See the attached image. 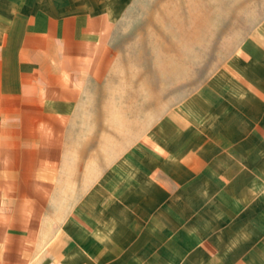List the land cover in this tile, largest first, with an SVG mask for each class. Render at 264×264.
Masks as SVG:
<instances>
[{"label": "crops", "instance_id": "crops-1", "mask_svg": "<svg viewBox=\"0 0 264 264\" xmlns=\"http://www.w3.org/2000/svg\"><path fill=\"white\" fill-rule=\"evenodd\" d=\"M105 23L0 0V264H264V43L214 111L137 131Z\"/></svg>", "mask_w": 264, "mask_h": 264}, {"label": "rangeland", "instance_id": "rangeland-1", "mask_svg": "<svg viewBox=\"0 0 264 264\" xmlns=\"http://www.w3.org/2000/svg\"><path fill=\"white\" fill-rule=\"evenodd\" d=\"M87 1L105 13L121 103L136 104L121 114L130 109L137 131L167 111H214L217 84L239 83L234 72L241 57L247 61L243 50L264 43V0ZM101 125L107 132L119 124Z\"/></svg>", "mask_w": 264, "mask_h": 264}]
</instances>
